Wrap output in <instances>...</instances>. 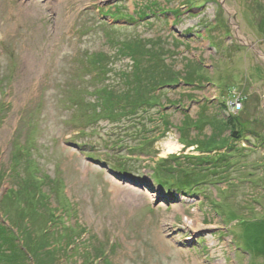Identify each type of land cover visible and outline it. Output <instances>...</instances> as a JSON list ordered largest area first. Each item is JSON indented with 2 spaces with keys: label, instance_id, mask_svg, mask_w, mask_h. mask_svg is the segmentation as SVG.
I'll use <instances>...</instances> for the list:
<instances>
[{
  "label": "rangeland",
  "instance_id": "obj_1",
  "mask_svg": "<svg viewBox=\"0 0 264 264\" xmlns=\"http://www.w3.org/2000/svg\"><path fill=\"white\" fill-rule=\"evenodd\" d=\"M125 90L149 106L98 113ZM26 189L0 264H264V0H0V201Z\"/></svg>",
  "mask_w": 264,
  "mask_h": 264
},
{
  "label": "trees",
  "instance_id": "obj_2",
  "mask_svg": "<svg viewBox=\"0 0 264 264\" xmlns=\"http://www.w3.org/2000/svg\"><path fill=\"white\" fill-rule=\"evenodd\" d=\"M116 17V16H114ZM153 58L154 55H152ZM99 62H104V57H99L96 55V57L92 56V61L91 64L93 67H97L99 65ZM93 63H96V66L93 65ZM140 62L137 61V65L136 68H140ZM136 71V75L140 76V73H138L139 71ZM175 77V75H174ZM176 82V80H173V76L171 79L169 80H165L163 82H159L158 84H155V90H158V88L163 87V86H169L171 84H174ZM164 84V85H163ZM100 90H102L103 93H105V89L102 87ZM139 91H141V89H139ZM99 93V92H98ZM102 94V93H101ZM106 95V100L104 99V97L102 98L101 103L100 104L101 108H99L98 113L99 114H104L105 112H110L111 114H113V116L110 115V113L106 114V117H110L111 120L113 121H122V118L127 117V115H130V112H133L134 110H137L139 108H141L142 106H149V102L146 98H140V97H132L133 94L128 91L125 90V92L123 93L122 96H119V101H114L113 99V95L112 94H105ZM104 95V96H105ZM122 101V102H120ZM152 105H155L156 103H150ZM234 115H230L229 114V123H232L234 120ZM237 136L238 132L235 133ZM238 137V136H237ZM177 158V157H176ZM172 160H174L172 162V166L173 164H175L176 160L172 157L170 158ZM169 158L164 159L165 162H168V160H170ZM173 169H177L175 166H173ZM161 170V169H160ZM172 177V176H171ZM164 178V177H163ZM171 179V178H170ZM159 180H162V176L159 177ZM177 184V183H176ZM171 186H173L172 184H170ZM176 190H182L181 185H174ZM19 191V190H18ZM17 191V192H18ZM16 192V193H17ZM11 198L13 202H17L18 203V207L15 208L16 213L18 214V219L15 220V218L11 221V227L12 228H16L19 230L20 233L16 234L13 230H11L12 228H7L6 226H1L0 224V229L2 228V230H0V262H2L5 257H6V253L7 251H9V246L7 245V239L11 242L13 239H16L15 242H18V239L22 238V234L23 232H25L27 229H29L27 227V225L29 226L32 222V220L34 219V217L36 215H40V211L44 212L47 209H41V208H47V196L44 195V193L41 191H32L30 189H26L23 192V195H14L13 194V190H10L8 193H6L1 201H0V205H2V201L4 202V205L6 206V199ZM42 198V199H41ZM1 208V206H0ZM4 208V207H3ZM7 208V207H6ZM6 208H4L6 210ZM12 209V207H11ZM2 211V210H1ZM0 211V213H1ZM5 215V212L4 214ZM1 216L2 219H6V217ZM8 215V214H7ZM46 215L48 216V218L45 220L46 221V229H44L43 234H47L50 235L53 231H55V229L57 230L58 226H59V221L60 218H58L54 211L52 210H48L46 212ZM41 216V215H40ZM67 228V227H66ZM13 231V232H12ZM58 233V232H57ZM58 235V234H57ZM73 235L74 237L77 236L75 234H71L69 233L68 236ZM79 236L77 238V240H79ZM72 242V240H71ZM72 246V245H71ZM69 249V247H68ZM16 256H18L17 253H15ZM13 257V254H12Z\"/></svg>",
  "mask_w": 264,
  "mask_h": 264
},
{
  "label": "bare ground",
  "instance_id": "obj_3",
  "mask_svg": "<svg viewBox=\"0 0 264 264\" xmlns=\"http://www.w3.org/2000/svg\"><path fill=\"white\" fill-rule=\"evenodd\" d=\"M62 2V0H60V3ZM167 153H172V152H175V150L179 149L180 148V145L178 143H175V142H167ZM114 183V188L116 191H119L120 187H119V183L117 182H113ZM186 220L190 223L193 222V220H191V218L189 217H186Z\"/></svg>",
  "mask_w": 264,
  "mask_h": 264
},
{
  "label": "built area",
  "instance_id": "obj_4",
  "mask_svg": "<svg viewBox=\"0 0 264 264\" xmlns=\"http://www.w3.org/2000/svg\"><path fill=\"white\" fill-rule=\"evenodd\" d=\"M241 105H242V100L241 101L232 102L231 103V109L230 108H227V109H228L229 112L231 111L232 113H236L241 108Z\"/></svg>",
  "mask_w": 264,
  "mask_h": 264
}]
</instances>
